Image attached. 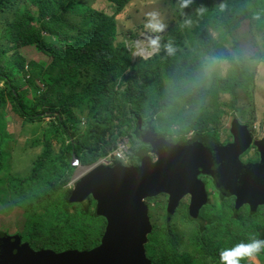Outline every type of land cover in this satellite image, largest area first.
Masks as SVG:
<instances>
[{"label":"trees","instance_id":"trees-1","mask_svg":"<svg viewBox=\"0 0 264 264\" xmlns=\"http://www.w3.org/2000/svg\"><path fill=\"white\" fill-rule=\"evenodd\" d=\"M93 1L0 0V23H5L0 30V110L9 101L25 122H50L36 141L43 149L31 173L9 178L12 200L28 212L30 221L47 224L51 241L54 237L61 240L64 233L77 227V232L87 228L84 232L99 234L83 239L78 247L56 243L58 249L83 248L81 252L92 250L100 242L107 220L99 215L92 197L82 204L75 201L79 183L75 188L69 185L75 170L72 162L90 166L106 159L124 142L120 140L125 135L123 130L133 127L138 144L146 147L136 152L137 160L132 157L133 166H140L142 155L152 153V148L141 138L139 120H143L144 128L152 124L158 131L163 116L170 111H179L176 123L180 131L177 140L164 134L169 141L183 143L193 132L200 138L220 141L218 128L210 127L211 121L219 122L220 95H229L235 105L239 91L248 88L253 75L245 68L243 53L220 48L221 32L216 38L213 30L232 31L243 17L256 19L260 30L264 27V0H192L188 8H179L170 0L175 20L161 38L160 54L131 67L130 53L118 41L117 17L133 0H107L115 6L113 14L95 9ZM25 4L35 7L38 14L23 10ZM184 13L192 19V26L186 23ZM169 43L172 54L165 47ZM26 47H34L52 60L48 64L27 61L20 52ZM208 57L219 63L227 61L228 76H222L220 67L213 69ZM148 77L147 86L144 81ZM165 81L173 83L167 97L163 96ZM156 85L161 87L159 103L151 99V89ZM181 106L188 110L183 112ZM77 112L85 117L83 132L78 129ZM2 128L0 112V172L7 169ZM54 139L63 146L60 154H53ZM75 205L81 210L74 217L69 209ZM90 218L103 223L96 224ZM88 219L93 225L84 228ZM243 233L239 230L228 248L246 243ZM159 237V252L153 250L154 264H196L187 254L180 255L181 239L173 230L164 229ZM28 243L40 248L37 242ZM204 252L198 255H207ZM209 253L215 257L212 247Z\"/></svg>","mask_w":264,"mask_h":264},{"label":"rangeland","instance_id":"rangeland-1","mask_svg":"<svg viewBox=\"0 0 264 264\" xmlns=\"http://www.w3.org/2000/svg\"><path fill=\"white\" fill-rule=\"evenodd\" d=\"M176 5L180 8L179 1L175 0ZM92 6L100 11L107 14H113L115 11V6L107 0H94ZM23 10L31 12L34 15L38 14V10L25 4L22 7ZM156 11L159 13L163 22L166 24L165 31L162 33H153L145 28L147 22V14L149 12ZM187 13H184V16ZM118 19V41L124 43L127 50L130 53V65H139V61L151 60L155 56L159 55L161 52V38L168 34L170 28L172 27V21L175 20L174 12L172 10V4L170 0H133L132 3L123 11L121 15L117 17ZM178 19V17H177ZM180 20V19H179ZM191 21L187 23L192 26L193 21L187 14L186 21ZM5 26L4 22L0 23V30ZM218 32H221V39L219 43L220 48H226L232 54H235L236 49L243 53L246 61V70L250 72L253 77L249 79L248 88L238 93V101L235 105L233 100L229 95H220V118L219 122L210 123L212 129L218 128L217 135L219 133L220 140L222 142H228L231 140L230 129L233 120H238L243 126H245L249 132H251L252 137L257 140L260 134L264 131V27L263 29L257 28L256 19L250 17H243L239 20L237 28L232 31L227 30H213L216 38L218 37ZM159 39V46L153 47L152 40ZM54 41V40H52ZM59 39L55 42H58ZM20 52L26 57L27 61H35L40 63L48 64L52 59L45 56L43 53L38 52L34 47H26L20 49ZM211 67H220V73L223 77L228 76L230 66L227 61H219L217 59L206 58ZM130 67V69H131ZM128 73V72H127ZM149 77L144 81L147 86L149 84ZM2 86V84H0ZM160 86L151 89V99L156 103H159L161 93ZM173 88V83L170 81H165V91L163 96L167 97ZM30 92V89L28 88ZM29 97H32L30 94ZM178 103H180V95L178 94ZM41 109V107H40ZM183 112L188 110L187 106H181L180 108ZM1 119L3 123V151L5 153V162L7 164V169L0 172V231L6 233L10 236H20L25 244L28 242H37L40 248L29 245L33 251H52L54 253L60 254L66 252L68 249H58L56 243L61 245L66 242L74 244L75 246H80L83 239L90 237L99 236L96 233L84 232L87 226L93 225L92 222L96 224H102L103 221L88 219L84 228L81 229L82 232H77L78 227L74 228L70 232L63 234L61 240H57L54 237V241H51V237L47 234V224L34 223V219L30 221V215L23 207L18 206L11 196L9 189V178L10 177H25L31 173L33 164L37 157L42 153L43 146L40 143H36L37 139L43 133V130L48 127L50 123L48 119L42 122L27 123L23 118L19 117L16 113L13 105L8 101L6 106L0 110ZM179 112V111H178ZM178 112H171L168 115L163 116L161 125L158 127V133L163 136L168 135L170 138L177 140L179 138L180 126L176 123L178 118ZM80 119L78 125L79 131L83 132L86 129L85 117L77 112ZM159 119V118H158ZM157 119V120H158ZM145 127V126H144ZM147 128V127H146ZM134 128L130 130L124 129V136H120V140L127 141L129 143L130 150L132 151L133 160H137L136 152L140 149H146L145 146L142 147L138 144L140 141L135 137ZM164 135V136H165ZM198 137L195 132L189 134L188 139H193ZM1 139V138H0ZM123 142V141H122ZM53 154H60L63 150V146L58 143L55 139L53 140ZM246 152L244 155V160L249 155ZM130 160V164L124 165L125 167L133 166V160ZM154 158V157H153ZM155 160V159H154ZM241 162V161H240ZM74 162H72V166ZM100 165L99 162L90 166H83L79 164L77 167L74 165V175L70 180V187L75 188L76 184L87 174H89L96 166ZM210 204L202 210L201 219L209 221L211 218L214 220L213 215L217 211V207L220 204V199L217 194L213 191L210 194ZM168 202L169 197L167 195H162L158 198L149 200L147 205L150 208V222L153 228V232L148 236L147 244L145 245V250L148 247L153 248L156 252H159V245L157 242L160 240V232L163 231L170 223L177 235L180 236L184 244L188 239L196 235L197 224H189L187 222V209L189 207V200L184 199L179 208L176 210L175 215L172 220H166L168 216ZM227 207L231 205V201L227 200L222 203ZM81 208L75 205L69 209L70 215L77 216L78 211ZM92 211V209H91ZM43 214V211H39ZM245 216V211H242L241 218ZM102 218V217H101ZM61 219V218H60ZM63 220V219H62ZM30 221V222H29ZM168 221V222H167ZM74 233V235H72ZM100 237V236H99ZM99 239V238H98ZM57 240V241H56ZM51 241V242H49ZM101 242V240H100ZM100 242L94 246H99ZM43 247V249H41ZM81 249H75V251L81 252ZM93 249V248H92ZM70 251V250H68ZM249 264H258V262L248 261ZM197 263V262H195Z\"/></svg>","mask_w":264,"mask_h":264},{"label":"water","instance_id":"water-1","mask_svg":"<svg viewBox=\"0 0 264 264\" xmlns=\"http://www.w3.org/2000/svg\"><path fill=\"white\" fill-rule=\"evenodd\" d=\"M139 129L144 144L152 148V153L142 155L141 166L98 165L75 190L77 203L92 197L99 215L109 223L98 249L35 252L22 244L20 237L0 231V264H151L145 252L152 233L147 201L167 195L171 221L180 202L190 196L188 215L196 220L208 204L200 176L214 179L224 196L236 199L237 209L264 206V139L257 144L260 163L242 164L239 159L251 140L248 129L238 120L231 123L232 142L226 145L211 137L175 144L152 124L144 128L142 119Z\"/></svg>","mask_w":264,"mask_h":264},{"label":"flooded vegetation","instance_id":"flooded-vegetation-1","mask_svg":"<svg viewBox=\"0 0 264 264\" xmlns=\"http://www.w3.org/2000/svg\"><path fill=\"white\" fill-rule=\"evenodd\" d=\"M249 134H250L251 141H250L249 148L246 152H249L250 154L247 155V158L244 160L243 158H244V155L246 154L245 152L243 155H241L239 160L244 165H256L260 163V155H259L257 144L263 141L264 131L260 134V137L257 140H255L252 137L251 132H249ZM230 138L231 140L228 142H222L221 140L217 142H219L222 145H226L232 142V137ZM188 141L189 140L185 142H188ZM129 167L134 168V167H139V166H129ZM199 179L204 184L206 193L208 195V204L204 207L207 208L209 206L211 202L210 194L213 191L217 194L218 198L220 199V204L217 207V211H215V214L213 215L214 220H212L211 218L209 221L208 220L205 221L201 219L200 215L204 208L201 210L198 219L196 220L191 219L188 215V210H189V207H188L187 214H186V217H187L186 220L187 222H189V224H197V230H196L197 232H196V235L188 239L185 244H184L183 239L177 235V232L172 227L169 226L171 223L167 225L165 228H162V230L164 229L173 230L174 234L178 238L181 239L180 240L181 244L179 246L180 255L187 254L193 260V262H197L196 264H221L220 253L223 250L228 249V246L237 237L239 230L243 229L244 231L243 236L246 242H249V240L252 238L264 240V206L251 207L249 205H244L236 209V199L234 197L224 196V194H222L220 189L217 187V184L214 179L208 176H200ZM184 199L189 200V206H190L191 197L186 196ZM227 200L231 201V205H232L231 207L230 205L225 207L224 204L222 206V203H224ZM242 211H245V216L240 219ZM169 218L170 217H167L166 220H168ZM149 219H150V214H149ZM108 227H109V223L107 221L105 233L103 237L101 238V242L99 246L94 247L92 250H89V251L96 250L102 245L103 239L106 236ZM153 231L154 230L152 228V232ZM21 242L22 244H25L22 240ZM210 247L213 248L215 257L208 255L210 254L209 253ZM149 250H150V253H149ZM153 250L154 249L150 247H148V249L145 250L146 257L151 262V264H154L152 257L155 258L156 256ZM204 250H206L207 255L205 256L198 255V253L199 254L205 253ZM150 254L151 256L148 257ZM256 262H258V264H264V252H262L256 258ZM244 264H249L248 260H244Z\"/></svg>","mask_w":264,"mask_h":264},{"label":"clouds","instance_id":"clouds-1","mask_svg":"<svg viewBox=\"0 0 264 264\" xmlns=\"http://www.w3.org/2000/svg\"><path fill=\"white\" fill-rule=\"evenodd\" d=\"M191 3L192 0H179V5L181 8H188ZM198 11L202 13L204 9L200 8ZM186 23H191V21H186ZM145 28L153 33H162L165 31L166 24L163 22L158 12L152 11L147 14ZM159 39L160 37L157 36L156 39L152 40L151 43L153 47L159 46ZM165 47L169 54L174 52V49L170 43L165 45ZM74 165L78 166V162L74 161ZM262 252H264V240L252 238L249 240V242H242L232 248L223 250L220 253V261L221 264H241V261L243 260L255 262L256 258Z\"/></svg>","mask_w":264,"mask_h":264},{"label":"built area","instance_id":"built-area-1","mask_svg":"<svg viewBox=\"0 0 264 264\" xmlns=\"http://www.w3.org/2000/svg\"><path fill=\"white\" fill-rule=\"evenodd\" d=\"M131 157L132 151L130 150L129 143L124 141L119 143L117 149L109 157L101 160L99 164L108 167H113L116 163L126 165L130 164Z\"/></svg>","mask_w":264,"mask_h":264}]
</instances>
